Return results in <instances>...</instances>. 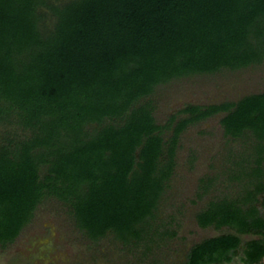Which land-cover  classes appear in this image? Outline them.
<instances>
[{
  "label": "trees",
  "instance_id": "obj_1",
  "mask_svg": "<svg viewBox=\"0 0 264 264\" xmlns=\"http://www.w3.org/2000/svg\"><path fill=\"white\" fill-rule=\"evenodd\" d=\"M263 59L264 0H0V122L20 128L0 141V243L16 238L45 197L67 203L94 240L109 231L143 239L180 132L223 112L224 132L250 140L234 173L243 189L211 198L196 217L238 232L200 240L182 264L230 259L251 229L261 236L247 240L245 259L259 260L264 90L189 103L174 124L175 114L158 123L147 97L174 77Z\"/></svg>",
  "mask_w": 264,
  "mask_h": 264
},
{
  "label": "rangeland",
  "instance_id": "obj_2",
  "mask_svg": "<svg viewBox=\"0 0 264 264\" xmlns=\"http://www.w3.org/2000/svg\"><path fill=\"white\" fill-rule=\"evenodd\" d=\"M51 22V20H49ZM264 90V59L240 68H222L215 72L192 73L174 77L155 86L147 97L154 103V117L165 123L175 114L174 124L188 113L179 111L189 103L208 104L237 100ZM217 112L188 123L180 132L175 148V165L149 216L150 232L136 241H123L109 231L101 238H90L77 226L70 207L61 199H42L29 222L16 238L0 243V264H182L190 248L200 240L227 232H238L235 225L205 226L196 213L214 197H235L243 189L244 179L235 177L238 161L251 152L246 135L233 137L224 132ZM20 131L17 124L0 122V141L9 131ZM171 127L163 130L164 138ZM248 140V141H247ZM247 147V149H246ZM242 163V162H241ZM264 193L255 200L264 215ZM241 242L228 260L207 264L247 263V240L260 237L257 229L242 232Z\"/></svg>",
  "mask_w": 264,
  "mask_h": 264
},
{
  "label": "flooded vegetation",
  "instance_id": "obj_3",
  "mask_svg": "<svg viewBox=\"0 0 264 264\" xmlns=\"http://www.w3.org/2000/svg\"><path fill=\"white\" fill-rule=\"evenodd\" d=\"M264 257V256H263ZM261 259V258H260ZM258 264H264V259L259 260Z\"/></svg>",
  "mask_w": 264,
  "mask_h": 264
}]
</instances>
